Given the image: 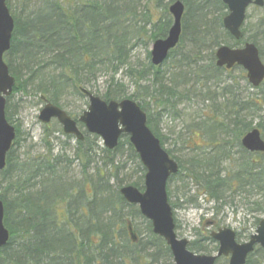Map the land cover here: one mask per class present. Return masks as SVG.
<instances>
[{"label": "trees", "instance_id": "1", "mask_svg": "<svg viewBox=\"0 0 264 264\" xmlns=\"http://www.w3.org/2000/svg\"><path fill=\"white\" fill-rule=\"evenodd\" d=\"M175 1L19 0L17 12L6 0L14 29L4 60L15 85L6 100L5 115L15 128L16 138L0 173L3 224L10 234L8 244L0 248V264H172L168 247L152 233L149 221L145 220L147 239L139 238L129 220L134 215L140 217L139 210L127 204L119 193L121 187L128 185L143 189L145 170L127 136L122 135L118 146L108 150L99 145L97 136L88 134L78 124L84 138L76 140L71 160L53 156L49 146L46 157L21 162L14 155L19 129L12 122L9 101L11 96L28 94L27 89L34 87L32 91L39 95L40 101L43 97L63 109L59 102L66 88L83 97L81 90L95 80L96 73L109 69L112 75L100 98L106 102L134 100L146 113L147 125L163 147L148 106L163 111L175 109L186 98L184 94L217 81L226 72L215 66V50L222 45L240 47L246 42L253 43L264 61V51L255 37L247 38L242 28V39L235 41L223 28L227 9L220 0H180L184 13L179 42L167 58L174 68L170 78H165L161 66H152L149 52L146 64H132L129 52L136 46V43L131 45L132 40L138 42L145 38L154 42L165 38L172 24L168 8ZM147 25H151L149 31L145 28ZM258 27L263 41L264 16ZM203 61L205 66H192ZM119 71H124L132 80L135 90L131 95L115 80ZM225 96L230 99L215 106L214 115L206 116L184 141V148L189 152L187 160L180 161L166 150L178 164V173L167 183L168 199L169 182L182 173L196 191L195 198L188 199V203L195 204L200 197L221 209L227 203H234L235 197L241 203L256 198L253 205L257 207L258 201L264 198V154L249 153L240 143L246 133L256 128L248 121L256 111L261 113L257 129L264 139V94L260 96L261 102L255 99L259 96L242 101L231 86L222 89L221 98ZM193 136L202 137L203 142L191 145ZM96 152L103 155L101 167L94 161ZM124 153L127 159L136 161L137 170L142 174L136 180H132L135 174H124L126 164L120 161ZM75 161L81 164L83 182L63 183V192L46 197L48 185L59 182V170L66 172ZM92 163L96 164L95 179L88 172ZM13 178L17 180L13 182ZM4 181L6 188H2ZM128 225L137 237L134 243L128 234ZM206 225L212 227L213 223ZM188 249L196 254H211L217 251V244L209 233L198 231ZM257 262L264 264V251L259 248L247 257L245 264Z\"/></svg>", "mask_w": 264, "mask_h": 264}, {"label": "water", "instance_id": "2", "mask_svg": "<svg viewBox=\"0 0 264 264\" xmlns=\"http://www.w3.org/2000/svg\"><path fill=\"white\" fill-rule=\"evenodd\" d=\"M220 1L228 11L222 20L223 28L236 41L241 40V27L246 10L250 5L262 8L264 1ZM168 11L173 21L167 36L155 40L151 46L150 62L154 67L161 66L166 61L169 52L177 46L180 39L184 5L177 0L169 6ZM13 29L14 21L6 0H0V172L5 168L7 154L16 137L15 128L7 121L5 115L6 100L12 94L15 85V80L10 75L4 60L11 47ZM215 66L225 70H231L235 66L241 67L246 72L248 83L254 88H258L264 81V64L257 47L252 43H246L240 48L220 46L215 51ZM81 91L87 97L89 104L87 110L78 118V122L84 126L88 134L99 137L108 150L117 147L122 135L128 136L145 169L144 188L141 191L131 185L123 186L119 193L126 203L138 207L141 216L150 222L152 233L163 239L169 248L173 264H215L220 257L228 258V264H245L248 255L256 246L264 250V219H262L248 242L238 243L233 230L222 228L210 234L218 246L216 254H196L190 251L188 240L178 238L175 233L173 212L166 190L169 178L178 173V164L161 147L159 139L148 127L146 113L132 99L106 102L84 89ZM41 100L45 101L38 115L41 124L46 125L56 120L65 135L73 136L78 141L83 140V134L75 120L43 97ZM241 146L250 153L264 154V140L257 128H253L243 136ZM3 219L4 207L0 200V248L5 247L10 239ZM128 230L131 239L135 241L131 225L128 226Z\"/></svg>", "mask_w": 264, "mask_h": 264}, {"label": "rangeland", "instance_id": "3", "mask_svg": "<svg viewBox=\"0 0 264 264\" xmlns=\"http://www.w3.org/2000/svg\"><path fill=\"white\" fill-rule=\"evenodd\" d=\"M9 2L16 8L15 10H17V12L20 11L19 0H9ZM140 5L143 6L144 1H141ZM32 7H35V5L30 7V11H32ZM263 10V8L250 6L246 12L243 29L246 32V37H255L259 47L264 51V40L262 41L263 35L261 36L260 31L258 32V29H260L258 23L264 16ZM145 28L149 31L151 25H147ZM256 33H258V35H256ZM134 43H136V46L130 49L129 52L130 62L132 64H146L147 52L150 53L152 42L143 38L142 41L138 42L132 40L131 45ZM131 45H129V47ZM169 60L161 66L162 71L166 75V79L170 78V75L174 72V68L171 67L173 62ZM194 65L205 66L206 61L196 62V64L192 66ZM124 73V71H119L115 76V80L120 81L127 90V93L131 95L135 87L132 80ZM111 75L112 73L109 69L97 72L95 80L85 86L84 89L100 97L101 94L104 93ZM231 86L233 87V93H235L240 100L246 101L249 98L259 96V98L255 99L261 102L260 96L264 94V86L258 88L252 87L246 79L245 72L241 68H235L221 73L218 80L207 83V87H201V89L195 88L191 93L184 94L186 98H183L175 109L163 111L157 110L152 105L148 106V111L153 117L152 123L163 139L164 149L170 151L173 156L180 161L187 160L189 152L184 148V141L189 138L190 133H192L191 130H196L195 126L200 124L201 121H204L206 116L214 115L212 113L214 112L215 106L221 105L227 98L230 99L229 96H225V98L222 99L221 92L225 87ZM32 90H34V87H29L27 89L28 94L17 93L10 97L9 113L13 124L17 125L19 129V143L14 147L15 158L21 162H26L32 158L46 157L50 146L53 156H65L71 160L75 148V138L67 139L62 134V128L56 120H52L47 125H43L39 122L38 115L44 103L39 100V95L35 94ZM59 103L63 110L75 120L87 110L89 104L86 96H79L71 88H66L63 91ZM259 114H261L260 111L250 114L248 121L252 123V127L257 128ZM201 138H195L193 136L190 142L191 145H199L202 143L203 141ZM99 145L103 147L101 140ZM233 151L236 152L237 148L234 147ZM102 158L103 155L101 152H96L94 161H96L98 167H101L100 161ZM127 158V154L124 153L123 157L120 159L121 162L126 164L124 174H135L132 176V180H136L141 177L142 174L137 170L136 161L134 162ZM96 164H90L88 170L90 177L92 176L93 179H95ZM224 165L227 167L226 164ZM58 176L60 177L58 178L59 182H52L48 185L46 197H53V195L63 192V183H73V185H77L83 182L80 162H73L66 172L59 170ZM12 180L15 182L17 179L13 178ZM110 184H113V180L110 181ZM7 186V182H2V188H6ZM38 188L39 187L34 191L36 192ZM168 188L171 194L169 197L170 204L175 207L173 209V215L176 234L179 238L187 239L189 242L196 239L198 231L205 234L210 231H216L218 228H229L239 237V243H245L248 241L249 237L255 233L258 222L264 219V198L258 201L257 207L253 205L256 198H250L248 202L245 201V203H241L240 200H238L239 198L235 197L236 200L234 203H227L221 209L215 206L214 203L205 202V200L200 197L197 198L195 204L188 203L186 202L188 199L195 198L196 191L184 178L183 173L174 177V179L169 182ZM89 191L91 190L89 189ZM9 197H12V195H9ZM61 207H63V205ZM60 211L61 210H58L57 215L61 214ZM126 211L128 212L129 210L127 209ZM129 220L133 222L139 234V238L145 241L148 237L146 219L142 216L138 217L134 215L129 218ZM207 222L213 223V226L208 227L206 225ZM30 253H32V251ZM211 254H215V252ZM256 258L257 257H255V259ZM218 263L225 264L226 261L221 258ZM257 264H260V262H257Z\"/></svg>", "mask_w": 264, "mask_h": 264}, {"label": "flooded vegetation", "instance_id": "4", "mask_svg": "<svg viewBox=\"0 0 264 264\" xmlns=\"http://www.w3.org/2000/svg\"><path fill=\"white\" fill-rule=\"evenodd\" d=\"M252 6H253V5H252ZM217 230H218V229H217ZM217 230H216V231H217ZM212 232H214V231H210L209 234L212 233ZM128 234H129V233H128ZM134 234H135V233H134ZM129 236H130V234H129ZM130 237H131V236H130ZM136 240H137V237H136V235H135V241L132 240V242L134 243V242H136ZM165 245H166V244H165ZM168 249H169V248H168ZM225 260H226V264H228V259L225 258ZM172 261H173V259H172ZM172 263H173V262H172Z\"/></svg>", "mask_w": 264, "mask_h": 264}]
</instances>
